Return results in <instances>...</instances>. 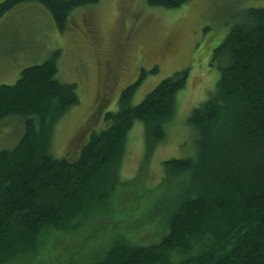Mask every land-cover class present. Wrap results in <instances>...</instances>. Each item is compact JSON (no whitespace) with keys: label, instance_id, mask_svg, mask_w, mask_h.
I'll return each instance as SVG.
<instances>
[{"label":"trees","instance_id":"trees-1","mask_svg":"<svg viewBox=\"0 0 264 264\" xmlns=\"http://www.w3.org/2000/svg\"><path fill=\"white\" fill-rule=\"evenodd\" d=\"M188 1L147 0L167 9ZM98 2L4 0L0 20L39 3L64 29L74 9ZM214 58L220 68L216 89L188 118L195 153L165 160L156 186L145 185L143 177L176 118L189 69L165 78L134 104L142 73L74 159L52 154L58 122L80 104L77 85L57 78L56 59L24 68L15 84H0V122L18 117L25 127L14 148L0 150V264L34 260L41 250V259L51 263L65 248L55 242V232L98 225L107 233L131 224L133 211L123 218L118 210L127 197L148 193L166 204L168 229L160 241L143 245L134 234H113L106 250L98 248L100 255L86 256L87 264H264V6L241 12ZM137 122L144 124L145 159L138 176L125 181L121 169Z\"/></svg>","mask_w":264,"mask_h":264},{"label":"rangeland","instance_id":"rangeland-1","mask_svg":"<svg viewBox=\"0 0 264 264\" xmlns=\"http://www.w3.org/2000/svg\"><path fill=\"white\" fill-rule=\"evenodd\" d=\"M262 6L264 0H190L180 8L167 9L151 6L147 0H99L74 9L61 29L42 5L24 4L0 20V84H15L24 68L56 59L57 78L77 85L80 104L58 122L52 154L74 159L91 133L106 127V113L117 110L121 92L142 73L145 79L133 97L134 104L165 78L189 69L187 88L178 96L176 118L166 140L156 146L148 177H143L145 185L156 186L163 177L165 160L195 153V132L188 118L216 89L220 68L215 49L243 10ZM24 132V121L18 117L0 122V150L14 148ZM144 159V124L137 122L128 136L121 179L138 176ZM153 195L124 200L118 215L124 218L131 209L133 214L127 215L136 219L131 224L115 225L107 233L98 225L88 231L55 232L60 235L55 242L65 248L51 263L41 259V250L34 260L11 264H85L84 260L87 264L86 256L95 251L96 258L102 253L98 248L106 250L111 235L117 233L134 234L133 239L143 245L157 243L168 226L166 204Z\"/></svg>","mask_w":264,"mask_h":264}]
</instances>
